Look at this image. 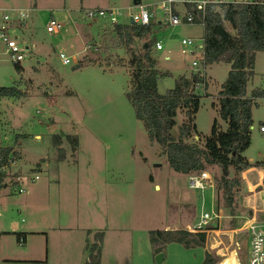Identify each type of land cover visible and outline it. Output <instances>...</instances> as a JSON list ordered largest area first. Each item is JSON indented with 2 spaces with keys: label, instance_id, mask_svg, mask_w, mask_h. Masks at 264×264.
<instances>
[{
  "label": "rangeland",
  "instance_id": "rangeland-1",
  "mask_svg": "<svg viewBox=\"0 0 264 264\" xmlns=\"http://www.w3.org/2000/svg\"><path fill=\"white\" fill-rule=\"evenodd\" d=\"M164 1L140 0L152 13V37L164 48L152 49V56L160 71L172 75L159 82L161 95L174 88L179 76L195 75L181 54V41L204 36L201 26H166L160 10ZM140 5L135 0H0V11H33L25 27L13 30L25 56L21 71L0 42V88L16 87L28 94L0 100L1 136L8 140L1 139L21 154V161L12 167H22L8 170L11 180L0 193V264H84L87 244L98 232L105 235L102 264H160L161 255H154L149 233L192 230L202 210L224 216L219 233L209 232L202 249L167 245L162 264H202L206 252L219 264L231 257L236 264H248L247 234L237 231L253 213L251 208L264 209V172L252 168L241 175L246 187L237 195L235 215L217 190L205 195L190 190L188 176L170 168L163 148L150 142L127 97V64L132 53L141 55L152 37L129 43L107 19H84L88 11L116 9L121 13L118 23L128 25ZM51 17L65 24L60 35L47 32ZM226 28L235 35L230 25ZM68 47V56H77L75 64L65 66L59 51ZM80 61L83 65L76 69ZM230 70L227 63L207 66L208 88L197 87L201 107L196 125L202 145L215 122L221 131L228 130L219 112V92ZM257 89L264 90V52L257 54L248 92ZM185 120L180 111L173 135L178 136ZM263 124L264 98L253 107L251 146L244 153L251 163L264 162ZM57 134L79 139L76 152L64 140L63 162L50 143ZM38 135L41 142L35 138ZM46 163L49 167L43 166ZM206 171L215 185L216 177L223 175L217 167ZM226 174L231 179L235 175L233 170ZM20 175L29 178L21 186L13 182ZM36 175L40 179L32 182ZM24 234L26 243L20 244L18 237Z\"/></svg>",
  "mask_w": 264,
  "mask_h": 264
},
{
  "label": "trees",
  "instance_id": "trees-1",
  "mask_svg": "<svg viewBox=\"0 0 264 264\" xmlns=\"http://www.w3.org/2000/svg\"><path fill=\"white\" fill-rule=\"evenodd\" d=\"M137 3L140 5V0H137ZM261 3L211 6L207 10L203 36L205 63L207 66L227 63L231 70L219 92V112L221 118L228 123V130L221 131L215 122L204 145L201 144L202 138L196 125L201 107L197 92L199 77L179 76L175 79L174 88L161 95L158 89L159 81L171 78L172 75L160 71L158 61L152 56L157 39L152 37L151 22L148 26L119 24L114 29L120 36L126 35L129 43L152 37L144 44L141 55L132 53L127 64L130 69V90L127 97L134 107L136 119L144 123L150 142L163 148L170 168L177 174L189 177L213 167L221 168L223 175L216 177V189L222 194L226 207L233 215L237 195L246 187L241 175L252 168L264 172V162L251 163L244 157V153L251 146L253 107L257 100L264 98V90L257 89L251 94L248 92L255 76L257 54L264 52V0H261ZM189 10L196 16L197 22H200L201 15L192 7ZM226 25L231 26L235 35L227 30ZM89 63L96 65L94 60ZM78 65L82 67L83 62L80 61ZM119 66L124 65L119 62ZM15 67L18 71L22 70L20 64H15ZM205 87L208 88L207 83ZM27 95L16 87L0 88V100ZM180 111L184 112L186 120L179 128L178 136H175L173 130ZM1 133L0 128V137ZM64 140L71 143L74 152L79 147L77 136L53 135L50 143L59 154V162L65 160L62 149ZM20 160V154L13 147L0 142V191L8 187V170ZM230 170L235 173L232 179L225 176ZM149 235L154 255H161V258L167 245L180 244L190 250L202 249L206 243V234H193L187 230L165 229L151 231ZM104 238V233L98 232L94 235L93 242L87 244L88 258L85 264H102ZM18 241L25 244L26 236L19 235ZM202 264L219 262L213 254L206 252Z\"/></svg>",
  "mask_w": 264,
  "mask_h": 264
},
{
  "label": "built area",
  "instance_id": "built-area-1",
  "mask_svg": "<svg viewBox=\"0 0 264 264\" xmlns=\"http://www.w3.org/2000/svg\"><path fill=\"white\" fill-rule=\"evenodd\" d=\"M262 4L261 0H166L160 5V10L165 15L164 24L170 27L182 26H201L204 28V19L207 10L211 6H244ZM183 6L186 11L180 14L176 10V6ZM194 8L200 15L201 21L197 22L196 16L189 10ZM32 10H14L12 13L8 11H0V42L5 47V53L14 64H20L25 60L24 53L19 44L18 37L13 35L14 29H22L27 25L31 18ZM121 16L120 11L116 9H96L85 12V20L107 19L112 25H118V20ZM130 19L137 25L148 26L151 22V12L145 6H139V10L135 14L130 15ZM65 29V24L51 17L47 23L46 30L51 35H60ZM30 47H26L28 52ZM157 51H163L161 42L155 45ZM181 54L183 58L190 63L192 71L199 77L200 83L197 87L205 86L207 78V65L205 63V46L204 39L196 40L193 38H185L181 41ZM59 58L63 65L70 66L75 64L74 56H68L65 52H59ZM169 60V58H168ZM260 132L264 133V124L260 127ZM8 140V137H4ZM39 175H36L32 182L39 180ZM29 181L27 176L14 177L13 182L20 186ZM189 189L205 195L206 193H215L216 185L209 172L203 171L188 177ZM19 193H23L22 188L18 189ZM253 213L245 218L242 227L237 231L247 234L249 246L247 250L248 264H264V209L258 210L251 208ZM224 216L215 211H204L200 216L199 221L192 230L193 234H218L222 227ZM217 225V227H214ZM210 232V233H209Z\"/></svg>",
  "mask_w": 264,
  "mask_h": 264
},
{
  "label": "crops",
  "instance_id": "crops-1",
  "mask_svg": "<svg viewBox=\"0 0 264 264\" xmlns=\"http://www.w3.org/2000/svg\"><path fill=\"white\" fill-rule=\"evenodd\" d=\"M141 6V5H140ZM176 10H177V12H179L180 14H183L185 11H186V8L185 7H183V6H180V5H178V6H176ZM151 19H152V13H151ZM197 26V25H196ZM69 47H70V45H69ZM63 48V49H61L60 51H63V52H65L67 55H68V53H70L71 52V50H70V48ZM67 50V51H66ZM59 51V52H60ZM81 54V53H80ZM80 54H78V56L80 55ZM77 55H75L74 57H76ZM168 58L169 57H167L166 58V60H168ZM161 81V80H160ZM159 81V82H160ZM158 86H159V83H158ZM264 134V133H263ZM1 135H2V133H1ZM4 138L5 136H1L0 137V142H2V139L1 138ZM36 138V140L38 141V142H41L42 141V137L41 136H36L35 137ZM196 140H197V138H196ZM13 146V145H12ZM14 147V146H13ZM20 154V153H19ZM20 157H21V154H20ZM21 161V160H20ZM19 162V161H18ZM12 166H14V164L12 165ZM11 166V167H12ZM44 167H49V165L46 163V164H44L43 165ZM19 168H22V167H12V171L14 170V172L15 171H17V170H19ZM11 169V168H10ZM9 169V170H10ZM14 176H16V175H14ZM21 176V175H20ZM8 180H11V177H10V175H9V179ZM8 180H7V183H8ZM160 186H156L155 187V189H157V188H159ZM2 191V190H1ZM1 191H0V193H1ZM25 235V234H24ZM26 236V235H25ZM27 238V237H26ZM102 258H103V252H102ZM204 258H205V255H204ZM31 262H37L38 260L37 259H33V260H30ZM160 264H162V263H164V261H165V256H163L161 259H160ZM204 261V260H203ZM85 264V263H84Z\"/></svg>",
  "mask_w": 264,
  "mask_h": 264
},
{
  "label": "bare ground",
  "instance_id": "bare-ground-1",
  "mask_svg": "<svg viewBox=\"0 0 264 264\" xmlns=\"http://www.w3.org/2000/svg\"><path fill=\"white\" fill-rule=\"evenodd\" d=\"M235 255V254H234ZM222 264H236L235 257H231V260L224 261Z\"/></svg>",
  "mask_w": 264,
  "mask_h": 264
},
{
  "label": "water",
  "instance_id": "water-1",
  "mask_svg": "<svg viewBox=\"0 0 264 264\" xmlns=\"http://www.w3.org/2000/svg\"><path fill=\"white\" fill-rule=\"evenodd\" d=\"M135 5L138 6L137 0H135ZM131 24H132V25H135V22H134L133 20H131ZM78 68H80L79 65L76 66V69H78ZM198 139H199V138L197 137V140H198ZM226 176H227V174H226ZM214 227H217V225H215Z\"/></svg>",
  "mask_w": 264,
  "mask_h": 264
}]
</instances>
